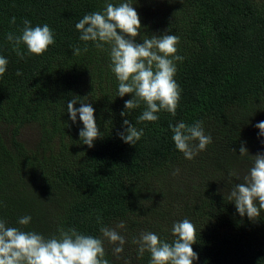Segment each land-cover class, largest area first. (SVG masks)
<instances>
[{
	"label": "trees",
	"instance_id": "obj_1",
	"mask_svg": "<svg viewBox=\"0 0 264 264\" xmlns=\"http://www.w3.org/2000/svg\"><path fill=\"white\" fill-rule=\"evenodd\" d=\"M103 4L0 0V54L9 60L0 77V217L18 226L17 218L30 214L24 230L46 236L62 224L102 238L100 216L126 240L116 255L105 239L111 264H148L149 253L138 258L133 239L152 231L171 242L173 221L188 218L199 254L193 264H264V213L256 221L240 217L224 195L233 186L227 162L238 158L241 144L248 153L264 152V137L254 127L264 119V0H138L143 30L137 39L168 30L179 36L184 57L177 62L182 91L176 116L161 112L157 121L141 123L143 105L120 116L130 97L114 98L118 82L107 51L91 42L80 56L71 51L84 45L75 23ZM13 16L16 23L10 24ZM25 18L33 26L48 23L55 44L21 59L4 36L19 34ZM73 95L86 96L95 109L103 137L92 148L78 141L79 121L68 119L66 103ZM125 118L144 129L134 146L117 136ZM195 120L204 122L213 143L186 160L175 149L169 124ZM28 125L38 134L34 147L20 138Z\"/></svg>",
	"mask_w": 264,
	"mask_h": 264
},
{
	"label": "clouds",
	"instance_id": "obj_2",
	"mask_svg": "<svg viewBox=\"0 0 264 264\" xmlns=\"http://www.w3.org/2000/svg\"><path fill=\"white\" fill-rule=\"evenodd\" d=\"M137 2L104 0L100 10L84 14L74 25L79 33L78 40L84 45L73 46L71 51L74 56L86 53L88 42L97 49L106 50L109 69L118 82L114 98H123L126 94L130 97L124 101L120 116L127 117L132 110L143 105L137 123L155 122L161 112L176 116L182 91L175 79L177 62H182L184 57L178 54L179 36L168 30L137 39L143 30L140 15L134 7ZM9 23L15 24L16 17H11ZM4 39L23 59L26 55L40 56L47 52L49 46L55 44V31L48 23L33 26L31 20L25 18L19 34L10 31L5 33ZM8 64V58L0 54V77L7 71ZM17 75L21 73L17 71ZM77 104L78 107L75 106ZM66 112L73 124L79 121L82 125L78 131L80 144L92 148L94 142L103 137L94 115L95 109L87 102L86 96H71L66 103ZM121 127L117 136L126 144L134 146L144 135V129L137 128L127 118L123 119ZM254 127L259 130L258 137H264V121ZM169 129L175 149L186 160L194 159L213 143L202 120L191 124L184 121L170 123ZM260 142L264 145V140ZM232 151L235 153V149ZM239 156L249 157L248 167L244 172L234 170L228 173L233 186L224 195L228 202L234 204L240 217L256 221L264 213V152L249 155L242 143ZM32 219L30 214L19 216L16 220L18 226H10L6 219L0 217V264H111L106 257L105 239L114 245V254L124 251L125 237L104 226L100 216L96 217V222L101 225L99 232L102 238L62 224L48 236L35 230H24ZM118 227L124 228V222ZM171 234L174 239L169 242L156 232H141L132 241L138 246V258L147 252L148 264H193L199 259V254L192 247L197 236L190 219L173 221Z\"/></svg>",
	"mask_w": 264,
	"mask_h": 264
},
{
	"label": "rangeland",
	"instance_id": "obj_3",
	"mask_svg": "<svg viewBox=\"0 0 264 264\" xmlns=\"http://www.w3.org/2000/svg\"><path fill=\"white\" fill-rule=\"evenodd\" d=\"M261 121H264V119H262ZM20 138L26 143L28 147H34L38 141V134L37 132H35V129L33 127L28 125L22 130V133L20 134ZM255 154L256 152H249V155H255ZM236 156L238 158H235L232 162H227V163L230 165V167H232L233 171L234 170L239 172L246 171L248 167L249 157L239 156L238 153ZM223 180L224 181H222V183H227V184L229 183L228 178ZM215 186L216 188H222L221 183H217Z\"/></svg>",
	"mask_w": 264,
	"mask_h": 264
}]
</instances>
